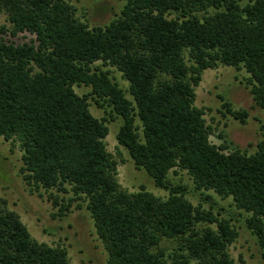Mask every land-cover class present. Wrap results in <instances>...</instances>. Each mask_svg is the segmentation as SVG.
I'll list each match as a JSON object with an SVG mask.
<instances>
[{"label":"trees","instance_id":"1","mask_svg":"<svg viewBox=\"0 0 264 264\" xmlns=\"http://www.w3.org/2000/svg\"><path fill=\"white\" fill-rule=\"evenodd\" d=\"M3 10L12 36L36 38L0 40V137L20 142L21 173L32 191L72 190L88 200L107 264H166L165 251L157 249L163 237L184 241L187 254L173 258L176 264H243L228 252L238 237L235 226L195 206L186 186L170 183L176 168L192 176L196 190L232 197L251 213L248 226L264 261V138L254 153L226 152L227 144L211 142L205 109L195 105L203 72L223 64L245 68L253 99L264 109V0L244 6L239 0H125L117 18L93 28L64 0H0ZM108 65L129 81L133 99L102 67ZM82 84L90 94L76 92ZM89 97L122 118L119 145L169 191L167 199L144 187L122 189L105 141L108 119L93 115ZM223 106L246 123L247 110L226 100ZM50 198L60 215L72 206ZM200 221L216 227L196 230ZM0 264L72 263L65 247L37 241L16 211L0 206Z\"/></svg>","mask_w":264,"mask_h":264},{"label":"rangeland","instance_id":"2","mask_svg":"<svg viewBox=\"0 0 264 264\" xmlns=\"http://www.w3.org/2000/svg\"><path fill=\"white\" fill-rule=\"evenodd\" d=\"M75 7V16L89 25L105 27L121 14L125 0H64ZM249 0H239L244 6ZM211 11V10H210ZM213 11V10H212ZM211 11V12H212ZM5 27V31L1 29ZM8 13L0 12V40L15 44L30 43L36 35L30 32H20L12 36ZM101 62H97L100 64ZM109 70L110 76L124 89L128 98L133 99L129 91L130 83L122 72L114 66H102ZM250 74L242 68L220 64L203 72L202 80L196 89L195 105L205 109V119L212 127L210 140L216 145L229 146L254 153L257 144L264 138V109L256 104L249 84ZM79 95L91 93V87L84 84L74 86ZM221 96L231 103L235 110H247L246 123L235 119L224 108ZM90 110L98 118L108 119L109 134L105 141L108 150L118 161L117 180L122 189L129 193L138 192L142 187L161 199L169 197V191L158 187L153 178L144 169L136 168L128 150L119 145L117 133L123 123L122 118L111 111L107 105L100 107L93 97H89ZM114 115V118L110 116ZM141 125V121L137 119ZM23 149L18 140H6L0 137V206H6L16 211L27 226L32 237L39 242L51 246L65 247L72 264H107L109 253L99 237L94 219L88 209V200L84 196H76L72 190L63 192L58 189L49 191L41 188L32 191L21 173L23 166ZM168 180L172 184L186 186L189 190L185 196L197 207L212 211L219 217L231 221L238 231V237L228 247V252L235 262L243 264H264L262 248L258 238L248 226L251 213L239 209L232 197L223 198L214 190H196L192 176L180 168L171 170ZM70 189V186H67ZM59 198L60 203L72 206L64 215H60V204L56 205L50 194ZM209 196L210 198H207ZM216 227V224L200 221L196 230L206 227ZM182 238L163 237L158 248L165 251L166 264H176L173 258L181 260V253L187 254ZM156 249V250H157ZM190 264H200L191 259Z\"/></svg>","mask_w":264,"mask_h":264}]
</instances>
